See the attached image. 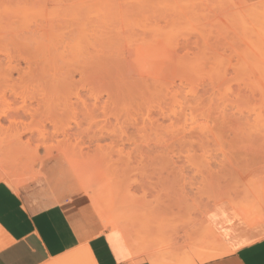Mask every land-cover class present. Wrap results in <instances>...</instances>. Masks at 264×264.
I'll return each mask as SVG.
<instances>
[{
	"label": "rangeland",
	"instance_id": "obj_1",
	"mask_svg": "<svg viewBox=\"0 0 264 264\" xmlns=\"http://www.w3.org/2000/svg\"><path fill=\"white\" fill-rule=\"evenodd\" d=\"M39 2L0 0V78L2 79H0V178L10 179L6 170H12L27 178L34 172L40 159L47 157L49 153V155L61 153L69 162L73 157L83 178L87 180L84 185L86 190L83 188L84 192L87 196L93 193L99 196L107 206L105 210L110 220L116 221L121 218L123 221L127 220L123 224H128V227L125 226L129 234L133 231L130 235L137 246L138 255L148 261L153 256H160L167 264H176L184 258L191 259L193 255L197 257L199 252L213 243V236L206 223V215L220 200H227L232 205L243 208L247 213L257 217L259 223L264 224V75H262L264 70L263 67L261 68L264 66L262 58L264 33L261 32H264V0H56V2L40 0ZM32 5L35 8L34 12L31 10ZM39 5L42 7L40 8ZM19 7H22L23 11ZM38 9L41 11L39 12ZM18 10L21 11L18 13ZM25 14L30 19H27ZM255 14L259 17L254 18ZM18 15L23 19L17 17ZM52 19L58 21V25L61 24L59 34H67V37L63 41L60 40L61 58L56 61L51 55L44 60L49 66L43 61L47 69L43 82L36 83V78L34 82L33 77H28L32 82L28 81L25 73H18L16 70L14 71L17 73L10 70L12 73L6 77L5 71L8 65L15 58L12 61L11 67H13L18 59V55L16 56L18 52L8 38H15L13 36L22 23L29 28H35L36 20L39 21L38 24L40 21L44 24ZM222 26L229 35L227 40L234 38L235 43H232L235 47L233 46L231 50L225 49L226 54L220 51L223 57L219 60L220 64L213 61L214 58L212 59L211 56H205V62L210 58L212 63L218 64L214 65L208 61L205 64L207 66H204L205 62L201 61L202 64L197 63L199 64L196 65L197 68L190 63L186 65V72H190L191 76L186 78L187 82L188 84L193 82L190 86L183 87V90L178 86L176 79L171 82L173 92L176 91V101L171 102L173 108L171 105L166 107L168 108L164 113L166 116L161 117L158 112L151 111L147 117L145 110L140 113H133L130 110L131 115L125 116L124 112L130 109V101L123 98L121 91L111 90V86L102 82H106L103 77L106 75L109 77L114 73V70L109 68H112L118 60L117 55L114 54L120 55L122 48L123 52H127V49L139 50L138 53L135 51L137 54L132 56L134 58L130 56L134 52L129 53L130 51L127 57L130 56L131 61L136 59L137 67L139 65L143 67L148 63V67H145L149 71L151 68L153 72L156 70L152 68H157L152 62L157 61L148 60V62L147 56L149 59L155 57L154 60H158L153 48L157 52V47L160 48V44H164L167 38L170 43H180L183 38L191 41H187L191 44L195 41V37L199 40L198 32L204 31L203 34L206 35L209 29L210 32L223 31ZM155 32H157L156 37H154ZM135 34L138 38L135 36L136 38L132 40L140 42L132 40V43L126 42L125 39ZM153 34L154 36L151 37ZM101 38L105 40L102 45L110 48L107 50L111 52L112 57L107 58L108 65L107 62H102L101 66H97L94 65L100 60L97 52L103 49L99 42ZM249 40L253 46L247 42ZM40 42L42 49L44 43L42 38ZM110 42L112 45L115 44L114 47L118 48V51L113 50ZM67 48H73L72 54ZM191 48L194 49L191 52H196L195 48L192 46ZM93 49L97 54L94 56L96 57L94 63L89 57H82L93 52ZM181 52L178 54L182 55ZM125 53L123 58L120 55L119 60L125 61ZM248 53L249 55L251 53V56L247 55ZM38 54L37 56H41ZM151 54H154L153 58ZM37 56L34 62L40 63L41 57ZM128 59V64L134 67L131 69L145 77L152 75V72L145 67L146 70L137 69ZM226 61L233 63L228 65ZM239 61L240 63L237 64ZM150 62L152 67L149 65ZM221 62H225L226 65ZM241 62H244L243 66L240 65ZM237 65L239 70L235 67ZM20 67L24 69L23 62H20ZM106 67L108 71L105 74L102 70ZM200 67H204L202 69L206 75L200 70L196 75L193 72V75L191 74L192 70L196 72ZM211 67L212 69L217 67L218 71L215 69L209 71L208 68ZM219 69L223 72L220 73ZM2 71L5 73L3 74ZM210 72L212 74L209 75ZM50 75L53 79L49 77ZM155 75L159 79H164L163 82H168L169 77L171 78L166 73L154 72L152 76L156 77ZM187 75L189 76V73ZM200 75L207 78L204 80ZM194 76L200 83L202 80L204 85L197 84L199 82ZM236 76L238 81L235 79ZM207 79L210 82H207ZM212 80L213 86L209 84ZM17 81L22 82L23 85L18 86ZM225 81L228 84L224 86ZM195 82L197 83L194 85ZM187 89L192 93L195 92L196 96ZM238 89L240 91H237ZM219 93L222 95L220 96ZM179 94L182 98L177 97L180 96ZM183 98L186 99L185 102ZM231 100L237 103V106L233 103L234 108L231 107ZM224 103L225 106L230 104L229 107H225ZM133 122L139 127H142L143 123H160L173 134L168 133L167 129L163 130L164 133L158 131L160 135L158 138L162 141L152 136L150 147L147 148L145 141L149 140H146L147 137H143V134L135 133L131 125ZM122 129L131 135L129 143L120 142ZM111 133L119 139H113ZM176 135L180 136L177 138ZM27 165V171L23 173L21 166ZM87 183L90 189L87 188L89 187ZM149 184L152 186L148 189L150 192H147L145 201L152 203L153 208L161 205L165 211L155 213L158 218L152 216L154 215L152 212L150 216H145V219L140 215L146 213L141 210L142 207H138L143 197L142 188L139 186L146 185L148 188ZM138 216L142 218V222L145 219L146 224L143 222V225L146 229L141 228L143 225ZM147 219L151 223L147 222ZM130 228L134 229L131 231ZM136 229H140L141 232H136ZM151 230L152 232H149ZM135 234L138 235L137 238Z\"/></svg>",
	"mask_w": 264,
	"mask_h": 264
},
{
	"label": "crops",
	"instance_id": "obj_2",
	"mask_svg": "<svg viewBox=\"0 0 264 264\" xmlns=\"http://www.w3.org/2000/svg\"><path fill=\"white\" fill-rule=\"evenodd\" d=\"M27 168L21 166L23 173ZM34 169L27 178L5 169L10 179L0 178V264H167L160 256L149 261L139 256L120 230L123 251L113 249L109 229L77 186L65 155L44 157ZM59 185L65 189H56ZM258 222L220 200L206 215L213 243L176 264H264V224Z\"/></svg>",
	"mask_w": 264,
	"mask_h": 264
},
{
	"label": "bare ground",
	"instance_id": "obj_3",
	"mask_svg": "<svg viewBox=\"0 0 264 264\" xmlns=\"http://www.w3.org/2000/svg\"><path fill=\"white\" fill-rule=\"evenodd\" d=\"M34 1H36V0H34ZM40 0H37V2H39ZM56 2V0H52V2ZM40 3V2H39ZM39 3H37V4H39ZM33 6V5H32ZM34 6H35V4H34ZM34 6H33V9H31V10H33V12H34ZM40 6V5H39ZM24 7V6H23ZM42 6H40V8H41ZM20 8V7H19ZM29 8V7H28ZM20 9H22V7L20 8ZM30 9V8H29ZM29 9H26V10H29ZM25 10V11H26ZM31 10H29V11H31ZM40 9H38V11H39ZM56 10H58L57 8H56ZM21 10H18V13L20 12ZM22 11H23V9H22ZM24 11V12H25ZM35 11H37V9L35 10ZM41 11V10H40ZM39 11V12H40ZM51 11V10H50ZM16 12V11H15ZM59 12V11H58ZM61 12H62V10H61ZM25 13H27V11L25 12ZM30 13V12H29ZM60 13V12H59ZM16 14V13H15ZM21 14V13H20ZM24 14V13H23ZM28 14V13H27ZM17 15V14H16ZM26 15V14H25ZM59 15V14H58ZM29 16V15H28ZM55 16H57V15H55ZM16 17V16H15ZM17 17H20V18H22V16H20V15H18ZM59 17V16H58ZM255 17H259L258 16V14H255L254 15V18ZM26 18H27V15H26ZM29 18V17H28ZM27 18V19H28ZM34 18V17H33ZM62 18H63V16H62ZM23 19V18H22ZM22 19H21V21H22ZM30 19V18H29ZM56 19V18H55ZM26 20V19H25ZM171 20H173V19H171ZM260 20H261V18H260ZM14 22V21H13ZM38 20H36V25H35V28H29L27 25H23V23H22V25L20 24L19 25V23H18V25L20 26L19 28L20 29H18V31L17 32H15V35L13 36V37H15V38H12L11 37V39H9L8 38V40H10V41H12L13 42V48L18 52V53H16V56L18 57V59H16V61L14 62V66L13 67H11L12 66V61L15 59H13L12 61H11V63L8 65V68H7V71H9V72H7V71H5L6 72V77H7V75H9V73H12V72H10V70H16L18 73H20V72H23V73H25L27 76H26V78H27V80L28 81H31L32 79H30L29 80V78H34V82H36V83H38V82H40V81H42V79H43V76H44V74H46L45 73V71L47 70V69H45V65H44V63H43V61L46 59H48V57H51V55H52V57L54 58V59H56V61H58V58H61V56H62V53H61V51H60V49H62V47H60V45H61V42H60V40H64V38L65 37H67V34L66 35H62V33L61 34H59V31L58 30H60L61 29V24L60 25H58V21H53V19H52V21H50V20H48L47 22H45L44 24H42L43 23V21L41 22L40 21V23L38 24ZM60 22V21H59ZM169 22V21H168ZM258 24L260 23L258 20L256 21ZM17 23V22H16ZM175 23V22H174ZM256 23V24H257ZM12 24H14V23H12ZM31 24V23H30ZM169 24H171V21H170V23ZM261 24H262V21H261ZM15 25V24H14ZM17 25V26H18ZM31 25H33V24H31ZM175 25V24H174ZM13 27H15L16 28V26H13ZM222 29H224L223 31H216V32H210V29H209V33L207 32V34H206V32H205V34L206 35H204L203 34V32L202 31H200V32H202V33H199L198 32V34L197 35H199V40H197L198 38H196L195 37V41L193 42V43H188V42H191V41H189V40H187V39H183V38H181L183 41L181 42L180 41V43L178 42V43H170V40H167L166 39V42L164 43V44H160V48H158L157 47V49H158V51L156 52L155 51V48H153L154 49V51L153 52H155L154 54L155 55H158L157 56V59L158 60H154L155 59V57H154V59H149L148 57L149 56H147V55H145V56H147V61L148 60H153V61H157V62H152V64L153 63H155L156 64V68L157 69H155V68H152V69H154V70H156V71H151V68H150V71L148 70V63H146V65H144V63H143V67H141L140 65H139V67H137V63H136V59H134V61H131L130 60V56H131V58H134V57H132V56H134L135 55V53L137 52L138 53V51L139 50H131L130 51V49H127V52L125 53V52H123L124 51V49L122 48L120 51V55H122L121 56V58H123V55H124V53H125V55H126V58L128 59V61L130 60L131 61V63H134V64H132V65H134V66H136V68L137 69H139V70H143V68L145 67V66H147V67H145V68H147V70L149 71V72H152L151 74L153 75V73L155 72V73H160V74H164V73H166L167 75H170L171 76V78L169 77V81L168 82H163V81H165L164 79H159V77H157L156 75V77H154V76H152L151 74V76L150 77H148L147 76V74H145L147 77H145V76H143L142 74H140V73H137L135 70H133V69H131V68H134V67H132L131 65H129L128 64V62H127V59L126 58H124L125 59V61H123V60H119L120 59V55H119V53H117L116 51H118V48H116V47H114V45L115 44H113L112 45V42H110V45L113 47V50H116V51H114V53L116 52L117 54H114V55H117L116 57H118V60L115 62V64H113V66H112V68H109L110 70H114L113 72L114 73H111L110 75H109V77H107V75L105 76V77H103L104 79H106V82L105 81H102V82H104L105 84H107L110 88H111V90H115V91H118V92H120L121 91V95L123 96V98H125V99H127L128 101H130V109H128V110H126V112H124L125 113V116H130L131 115V112H130V110L131 111H133V113H137V112H141L142 110H145L146 111V114L145 115H147V117L150 115V113H151V111H156V112H158L159 113V115L162 117L163 115H164V113L168 110V108H166L167 106H169V105H171V107H172V104H171V102H172V100H175V98H176V91L175 92H173V88H172V85L171 84H173V83H171L173 80H177L178 81V86L180 87V89L182 88V90H183V87H185V86H190L191 85V83L193 82H190V84H188V82H187V77H191L190 76V72H186L187 71V67H186V65H188L189 63L192 65V66H194V68L196 67L197 68V66H199V64H197V63H200V64H202L203 62H205L206 60L204 59L205 58V56H211L212 57V59H213V61H217L218 63H219V60H222V52H224L225 53V49L227 50V49H229V50H231V49H233V46H234V44L233 43H235L234 41H233V39H232V41H231V39H228L227 40V37L229 36V35H227V31L225 32V28L222 26L221 27ZM220 28V29H221ZM260 28V27H259ZM261 29V28H260ZM260 29L258 30V31H260ZM151 30L153 31V29H152V27H151ZM170 31V30H169ZM208 31V30H207ZM262 32V34L264 33L263 31H261ZM143 33V32H142ZM141 33V34H142ZM153 33V32H152ZM156 33L157 32H155L154 34H155V36H154V34L153 35H151V37L152 36H154V37H156L157 35H156ZM174 33V32H173ZM217 33V34H216ZM257 33V32H256ZM158 34H159V32H158ZM230 34V33H229ZM259 35H260V32L258 33ZM48 35H49V37H48ZM104 35L105 34H103L102 36H103V39H105L104 38ZM137 34H135L133 37H130L129 39H125V40H127L126 42H131L132 43V39L136 36ZM197 35H195V36H197ZM235 35V34H234ZM264 35V34H263ZM10 36V35H9ZM107 36H108V34H107ZM149 36V35H148ZM172 36V35H171ZM110 38L112 37V36H109ZM109 37H107L108 39H109ZM137 37V36H136ZM135 37V38H136ZM144 37H145V34H144ZM153 37V38H154ZM174 37H175V35H174ZM173 37V38H174ZM177 37H179V36H177ZM182 37H184V36H182ZM235 37H238V36H235ZM246 37V36H245ZM258 37V36H257ZM40 38H42V40L44 41V43H43V45H42V49H41V46H40ZM138 38V37H137ZM185 38V37H184ZM212 38H213V41H212ZM244 38V37H243ZM13 39V40H12ZM120 40H122L121 38H119ZM119 39H117V40H119ZM143 39V38H142ZM152 39V38H151ZM264 39V38H263ZM132 40V41H131ZM138 40V39H137ZM139 40H140V38H139ZM144 40V39H143ZM148 40H150V38L148 39ZM185 40V41H184ZM236 40H240V39H236ZM247 40V39H246ZM95 42H96V39L94 40ZM105 41V40H104ZM103 40H102V38H101V40L99 41L100 42V47L101 48H103V49H105V50H107V49H110V48H105V46L104 45H102L103 44V42H104ZM108 41V40H107ZM110 41V40H109ZM136 41V40H135ZM135 41H133V42H135ZM142 41V40H141ZM155 41V40H154ZM188 41V42H187ZM257 41V40H256ZM7 42V41H6ZM98 42V43H99ZM136 42H140V41H136ZM233 42V43H232ZM238 42V41H237ZM242 42V41H241ZM247 42H249V43H251V45H252V42L249 40V41H247ZM94 43V42H93ZM254 43V42H253ZM257 43H258V41H257ZM8 44V43H7ZM155 44V43H154ZM158 44V43H157ZM172 44V45H171ZM240 44L241 43H239L238 44V46H240ZM102 45V46H101ZM117 45H118V43H117ZM262 45V44H261ZM104 46V47H103ZM156 46H158V45H156ZM191 46L193 47V48H195L196 49V52H191V51H193V50H191L192 48H191ZM253 46V45H252ZM154 47V46H153ZM235 47V46H234ZM242 47V46H241ZM94 48V47H93ZM120 48V47H119ZM26 49H27V51H26ZM68 50H71V54H72V52H73V48L72 49H70V48H67ZM101 50V52H102V54H101V52H97V54H99V56H98V58L101 60L103 57L105 58H103L101 61L100 60H98V64H96V62L94 63L93 62V60H95V58H94V56H96L97 54L94 52V49L92 50L93 52H89V54H86V56H82L83 58L85 57H89V60H91L93 63H94V65H97V66H101L103 63L102 62H107V64L106 65H108V61H106V60H108L107 58L108 57H112V54H111V52L109 51V50H107L109 53L107 54L106 52L104 53V51L105 50ZM148 49V48H147ZM156 49V50H157ZM242 48H240V50H241ZM248 49V48H247ZM141 50V49H140ZM228 50V51H229ZM235 50V49H234ZM237 50V49H236ZM238 50H239V48H238ZM237 50V51H238ZM245 50V49H244ZM262 50H264L263 49V47H262ZM10 51H12L11 49H10ZM22 51V52H21ZM130 51V52H129ZM136 51V52H135ZM143 51H144V49H143ZM180 51H182L181 52V54L182 55H180V54H178V52H180ZM220 51H222V52H220ZM83 54H85V50H83ZM132 53V52H134L132 55H130L129 57H127L128 55H129V53ZM147 52V51H146ZM189 52H191V53H189ZM14 54H15V52H13ZM39 53V54H38ZM81 53V52H80ZM93 53V54H92ZM127 53H128V55H127ZM136 53V54H137ZM144 53H145V51H144ZM233 53H237V52H235V51H233ZM239 53V52H238ZM37 54L38 55H41V56H37ZM76 54H79V53H76ZM75 54V56H77ZM83 54H81V55H83ZM92 54V55H91ZM108 55V56H106V55ZM111 54V55H110ZM150 53H148V55H149ZM154 54L151 56V58H153V56H154ZM189 54H192V56H190ZM226 54V53H225ZM239 54H241V53H239ZM262 54H264V53H262ZM101 55L103 56V57H101ZM105 55V56H104ZM110 55V56H109ZM139 55V54H138ZM138 55H136L137 57H138ZM232 55V54H231ZM235 55V57H236V54H234ZM242 55V54H241ZM247 55H249V53L247 54ZM10 56V55H9ZM9 56H8V58H9ZM15 56V55H14ZM15 56V57H16ZM41 57V62L40 63H37V61H35L34 62V58L35 57ZM78 56H80V55H78ZM91 56H92V58H94V59H92L91 58ZM190 56V57H189ZM237 56L239 57V55L237 54ZM249 56H251V53H250V55ZM256 56V55H255ZM12 57V56H11ZM71 57H73V55H71ZM101 57V58H100ZM141 57V56H140ZM242 57V56H241ZM257 57V56H256ZM237 58V57H236ZM251 58V57H250ZM258 58V57H257ZM256 58V59H257ZM263 59H264V57H262ZM261 58V59H262ZM51 59V58H50ZM88 59V58H87ZM212 59H211V61H210V58H209V60H207V62L209 61L211 64H214V63H212L213 61H212ZM226 59H228L227 57H226ZM256 59H254V60H256ZM39 60V59H38ZM104 60V61H103ZM204 60V61H203ZM200 61V62H199ZM201 61H202V63H201ZM231 61V60H230ZM257 61V60H256ZM20 62H23L24 63V65H25V67H24V69L23 68H21L20 67ZM46 64H47V62L46 61H44ZM52 62V61H51ZM149 62V61H148ZM151 62H150V64L149 65H151ZM207 62H205L204 63V66H207V65H205ZM215 63L214 65H216V64H218V63ZM259 62V61H258ZM263 62H264V60H263ZM49 64H50V62H48ZM92 63V64H93ZM138 63H141V62H138ZM222 64L223 63H225V62H221ZM226 63L229 65V63H228V61H226ZM226 63H225V65H226ZM233 63V62H232ZM232 63H230V64H232ZM240 63V61L237 63V64H239ZM209 64V63H208ZM220 64V63H219ZM221 64V65H222ZM242 64H244V62H241V66H243ZM246 64V63H245ZM48 65V64H47ZM197 65V66H196ZM225 65H224V67H225ZM234 65V64H233ZM49 66V65H48ZM211 66V65H210ZM209 66V67H210ZM213 66V65H212ZM7 67V66H6ZM122 67H124L125 69L123 70L122 69ZM141 67V68H140ZM151 67H152V65H151ZM154 67V66H153ZM236 67V69H237V67H238V65L237 66H235ZM264 68V66H261V68ZM144 68V69H145ZM201 68V67H200ZM200 68H198V69H196V72H194L193 70L191 71V74H192V72L196 75V74H198L199 73V70L201 71V73H202V71H203V69L202 68H204V67H202L201 69ZM219 68H220V66H219ZM234 68V67H233ZM262 68V70H264ZM103 69V68H102ZM106 69V70H105ZM104 70H102V71H105V74L107 73V71H108V69H107V67L105 68ZM212 69V67L209 69L208 68V70L210 71ZM215 69V71H218V70H216L217 69V67H213V69L211 70V71H213ZM241 69V68H240ZM50 70V69H49ZM48 70V71H49ZM54 70L56 71V66L54 67ZM146 70V69H145ZM237 70H239V69H237ZM51 71V70H50ZM49 71V72H50ZM54 71V72H55ZM189 71V70H188ZM219 71H220V69H219ZM222 72H223V70H221ZM221 71H220V73H221ZM5 72H3L2 71V73L4 74ZM15 72V71H14ZM17 72H15V73H17ZM53 72V71H52ZM53 72V73H54ZM98 72V71H97ZM236 72V71H235ZM143 73V72H142ZM187 73H189V76L187 75ZM200 73V74H201ZM203 73L206 75V73L203 71ZM202 73V74H203ZM215 73V72H214ZM25 74H24V76H25ZM47 74H48V72H47ZM52 74V73H51ZM96 74H99V73H96ZM210 74H212V72H210L209 73V75ZM216 74V73H215ZM223 74V73H222ZM239 74V73H238ZM238 74H236V75H238ZM22 75V74H21ZM54 75V74H53ZM193 75V74H192ZM225 75V74H224ZM228 75V73L226 74V76ZM231 75V74H230ZM262 75H264V73L262 74ZM12 76V75H11ZM36 76V77H35ZM166 76V75H165ZM200 76H202L201 78H204L203 76L204 75H200ZM239 76V75H238ZM29 77V78H28ZM50 78L52 77L51 75L49 76ZM95 78H97L96 76H94ZM100 77V76H99ZM101 77H102V75H101ZM194 77H196V76H194ZM199 77V76H198ZM212 77H214V76H212ZM237 77V76H236ZM35 78H36V81H35ZM44 78H46V76L44 77ZM47 78H48V75H47ZM187 78V79H186ZM197 78V77H196ZM205 78H207V76H205ZM205 78H204V80H205ZM219 77H217V79H218ZM225 78H227L228 79V77H225ZM231 79H232V77H230ZM1 79V78H0ZM7 79V81H8V78H6ZM5 79V80H6ZM10 79V78H9ZM51 79H53V78H51ZM102 79V78H101ZM226 79V80H227ZM235 79H237V81L239 80L238 79V77L237 78H235ZM2 80V79H1ZM4 80V79H3ZM4 80V81H5ZM21 80V79H20ZM161 80H162V82H161ZM209 79H207V82H210V80L208 81ZM214 80V79H213ZM213 80L211 81V83H209L210 85H212L213 86ZM221 81H223V80H221ZM221 81H219V82H221ZM18 82V81H17ZM32 82V81H31ZM30 82V83H31ZM43 82V81H42ZM51 82H53V81H51ZM101 82V83H102ZM197 82H199L198 81V78H197ZM197 82H195V83H193L194 85L197 83ZM232 82V81H231ZM19 83V85L18 84H16V85H18V86H22L23 84H22V82L20 83V82H18ZM29 83V84H30ZM169 83V84H168ZM224 83H226V81L224 82ZM224 83H222V84H224ZM230 83V82H229ZM233 83V82H232ZM22 84V85H21ZM197 84H202V80H201V83L199 82V83H197ZM209 84H207V86H210ZM228 84V82L226 83V84H224V86L225 85H227ZM240 84V83H239ZM242 84H245L244 82H242ZM15 85V86H16ZM31 85V84H30ZM162 85H164L163 87H162ZM202 85H204V84H202ZM247 85V84H246ZM246 85H244V86H246ZM41 86V85H40ZM104 86H106V85H104ZM222 86V85H221ZM35 87V86H34ZM169 87H170V90H172V91H170L169 90ZM230 87V86H229ZM248 87H251V86H249L248 85ZM23 88H25V87H23ZM163 88L165 89V91H163ZM238 88V87H237ZM246 88H247V86H246ZM37 89H39V88H37ZM41 89V88H40ZM186 89V88H185ZM230 89V88H229ZM222 90V89H221ZM248 90V89H247ZM187 91H188V89H187ZM190 91V90H189ZM188 91V92H189ZM229 91V90H228ZM235 91H236V89H235ZM237 91H240L239 89L237 90ZM181 92V91H180ZM179 92V93H180ZM186 92V91H185ZM178 93V92H177ZM182 93V92H181ZM190 93H192L191 91H190ZM194 93V95H195V92H193ZM192 93V94H193ZM203 93V92H202ZM220 93H222V92H220ZM219 93V94H220ZM185 94V93H184ZM200 94V93H199ZM204 94V93H203ZM206 94V93H205ZM223 94V93H222ZM222 94H220V96L222 95ZM180 96H177V97H180V98H182L181 97V94H179ZM193 95V97H195ZM239 95V94H238ZM234 96V95H233ZM187 97V96H186ZM215 97V96H214ZM213 97V98H214ZM228 97V96H227ZM188 98V97H187ZM212 98V99H213ZM220 98V97H219ZM184 99V101L183 102H185V98H183ZM199 100H200V98H198ZM224 99V98H223ZM181 101H182V99H180ZM176 101V100H175ZM195 101V100H194ZM210 101V100H209ZM213 101V100H212ZM221 101H222V99H221ZM225 101V100H224ZM232 101V100H231ZM234 101V100H233ZM231 102L232 104H231V107H233L234 108V104L233 103H235L236 104V106H237V103L234 101V102ZM204 102V101H203ZM230 103V102H229ZM179 104H180V102H179ZM194 105V104H193ZM230 105V104H229ZM229 105H227L228 107H229ZM234 105V106H233ZM174 106V105H173ZM177 106H179V105H177ZM181 106H183L182 104H181ZM187 106V105H186ZM195 106V105H194ZM224 106H225V103H224ZM227 106H225V107H227ZM196 107V106H195ZM199 107V106H198ZM170 108V107H169ZM173 108V107H172ZM176 108H178V107H176ZM179 109V108H178ZM177 109V110H178ZM183 112H184V110H182ZM170 112V111H169ZM171 112H172V109H171ZM168 114V113H167ZM175 114H177V113H175ZM182 115H184V114H182ZM164 116H166V115H164ZM170 122H172V121H170ZM175 124V123H174ZM131 125H132V127L135 129L134 131H135V133H138V134H143L142 136L143 137H147V139L146 140H149L148 142L147 141H145V144H146V146H147V148H149L150 147V141H151V138H152V136H154L155 138L157 137V139H160V138H158V136H160L159 135V133H158V131H163L164 129H165V131H166V129H167V127H163L162 126V124H156V123H148V124H145V123H143V126L142 127H139V126H137L136 124H134V122H133V124L131 123ZM120 129H121V127H120ZM172 129V128H171ZM160 132V133H161ZM167 132H168V129H167ZM166 132V133H167ZM169 132H170V130H169ZM168 132V133H169ZM120 133L122 134V136L120 135V142H126V143H129L130 141H131V135H128L127 134V131L126 130H121L120 131ZM162 133H164V131L162 132ZM170 134H173V132H170ZM179 134H181L180 132H179ZM162 135V134H161ZM169 135V134H168ZM178 135V134H177ZM176 135V136H177ZM111 136H113V139H115V140H118L119 138H117L113 133H111ZM171 136H173V135H171ZM180 136V135H179ZM179 136H177V138L179 137ZM174 137V136H173ZM172 137V138H173ZM163 138V137H162ZM164 138H165V136H164ZM161 141H162V139H160ZM78 147V146H77ZM140 151H142V149H139ZM50 154V153H49ZM48 154V155H49ZM59 154V153H58ZM48 155H47V157H48ZM50 156V155H49ZM46 157V156H45ZM43 159V158H42ZM42 159H40V160H42ZM128 159H129V157H128ZM70 162H71V165L73 166V168H74V170H75V172L77 173V177H78V181H79V183H78V187H81V188H84L85 190H86V187L84 186V185H86V181L87 180H85L84 178H83V174H82V172L80 171V169H79V166L77 165V163L73 160V157H71V159H70ZM41 165V164H40ZM42 169V168H41ZM87 185H88V183H87ZM89 186V185H88ZM129 186V185H128ZM142 186V187H141ZM141 186H139L140 188H142L141 190L143 191V197L141 198V202L142 203H138V207H142V211L143 212H145L146 214L144 215V214H141L140 216H142L143 218H145L146 219V217L147 216H150V214L153 212L154 213V215H152V216H156L155 215V213L156 214H159L161 211H165V209H162L163 208V206L161 207V205H159L158 207L156 206H154V208L151 206L152 205V203H147V201H145V199H146V195L148 194L147 192L149 191L148 189L150 188L151 189V186L152 185H148V188H146L147 186L145 185H141ZM87 188H91L90 186L89 187H87ZM56 189H65V186L63 187V186H58V188H56ZM93 189V188H92ZM67 190V189H66ZM89 192V191H88ZM150 192V191H149ZM99 193V192H98ZM129 195V194H128ZM131 197V196H130ZM88 199L90 200V202H91V205L94 207V209L97 211V214L101 217V219L103 220V222L105 223V226L109 229V239H110V242H111V244H112V246H113V249L116 251V252H118V254L120 253V252H122L123 250H122V246H121V240L119 239V237H118V233H117V231L118 230H120L122 233H124V235H125V237L127 238V241L129 242V244H130V246L133 248V245L135 246V243L132 241V237H131V233L133 232L132 230L134 229H132V228H130L131 229V233L129 234V232H128V224H123L124 223V221H125V223H126V221L127 220H125L124 219V221H123V219L121 218L120 220H110V218L107 216V215H109L108 213H107V211L105 210V208H107V206H106V204H104L102 201H101V199H99V196H97L96 195V193L94 194L93 193V195H91V196H88ZM219 202V201H218ZM217 203V202H216ZM215 203V204H216ZM226 203V202H225ZM224 203V204H225ZM123 204V203H122ZM223 204V203H222ZM223 204V205H224ZM141 205V206H140ZM228 204H226V206H227ZM123 206H125V205H123ZM137 207V209L139 210V208ZM228 207V206H227ZM130 208V207H129ZM222 208V207H221ZM128 209V208H127ZM132 209V208H131ZM152 210V211H151ZM223 210V209H222ZM240 210H242V212L245 214V216H246V219L250 222V223H255V222H258L259 221V219L257 218V217H255V216H252L251 214H249V213H247L243 208H240ZM126 211V210H125ZM142 211H140V213H143ZM159 211V212H158ZM228 212H229V208H228V210H227ZM230 211H231V209H230ZM127 212H129V209L127 210ZM158 212V213H157ZM222 212V211H221ZM233 212V211H232ZM162 214V213H161ZM214 214V213H213ZM230 214V213H229ZM221 215H223V214H221ZM231 215V217H232V219H233V216H232V214H230ZM126 216V215H125ZM146 216V217H145ZM214 216H217V215H214ZM139 217V216H138ZM131 218V216H129V219ZM139 218H141V217H139ZM156 218H158L157 216H156ZM161 218V217H160ZM216 218V217H215ZM222 218L224 219L225 217L224 216H222ZM221 217H220V219H222ZM236 218V217H235ZM137 219V218H136ZM145 219H143V222L145 221ZM139 220V219H138ZM152 220V219H151ZM159 220V219H158ZM233 220H235V219H233ZM232 220V221H233ZM132 221H134V219H132ZM150 220H148L147 219V222H149ZM154 222H155V220H153ZM152 221V222H153ZM157 221V220H156ZM216 221H220L219 219L218 220H216ZM223 221V220H222ZM222 221H220L221 223H222ZM226 221H228V220H226ZM140 222H141V224L143 225V222H142V218L140 219ZM219 222V223H220ZM224 222V221H223ZM133 223V222H132ZM145 223V222H144ZM149 223H151V222H149ZM219 223H217L218 225H219ZM221 223H220V225H221ZM259 223V222H258ZM146 224V223H145ZM223 224H226V223H223ZM227 224H229V223H227ZM139 225V224H138ZM158 226H159V223L157 224ZM252 225V224H251ZM255 225V224H254ZM131 226H133V225H131ZM127 229H126V228ZM138 227V226H137ZM156 227V226H155ZM141 228H143V230L144 229H146V226H144L143 225V227H141ZM153 229H155V228H152V230ZM162 229V228H161ZM142 230V231H143ZM152 230L151 231H149V232H152ZM141 232V230L139 229V230H137L136 229V232ZM161 231V230H160ZM159 231V233H161ZM138 233V234H139ZM136 236H138L137 234H135V237ZM137 238V237H136ZM134 240V239H133ZM216 240H217V238H216ZM218 242V241H217ZM117 254V253H116ZM117 254V255H118ZM215 255L216 254H210L209 256H206V259H209V258H212V257H215ZM157 262H159L158 260H156ZM162 261H163V259H162ZM153 263L155 264V262L153 261ZM161 264H165L164 263V261H163V263H161Z\"/></svg>",
	"mask_w": 264,
	"mask_h": 264
}]
</instances>
